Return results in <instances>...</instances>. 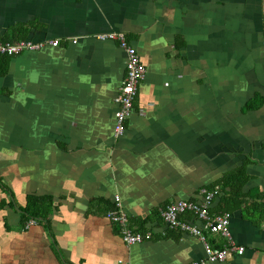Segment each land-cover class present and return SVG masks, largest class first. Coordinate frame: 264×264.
<instances>
[{
	"label": "crops",
	"instance_id": "1",
	"mask_svg": "<svg viewBox=\"0 0 264 264\" xmlns=\"http://www.w3.org/2000/svg\"><path fill=\"white\" fill-rule=\"evenodd\" d=\"M109 32L147 68L119 140L125 54L96 37ZM22 40L60 45L14 56L0 75V264H191L203 244L161 209L203 201L246 160L244 192L264 195V105L248 109L264 98V0H0V41ZM29 196L54 209L24 231ZM116 196L137 228L151 220V241L125 245L106 216ZM244 207L230 213L244 255L209 264H264V221Z\"/></svg>",
	"mask_w": 264,
	"mask_h": 264
},
{
	"label": "built area",
	"instance_id": "2",
	"mask_svg": "<svg viewBox=\"0 0 264 264\" xmlns=\"http://www.w3.org/2000/svg\"><path fill=\"white\" fill-rule=\"evenodd\" d=\"M100 41H115L125 54L126 76L120 87V92L115 99L117 111L115 113L114 138L119 140L127 131L129 119L135 111V102L138 97L139 86L145 80L147 68L142 62L138 50L129 42L123 32L102 33L96 36ZM74 44L77 40L73 41ZM58 47L60 42L43 41L35 42L22 40L15 43L0 41V55L14 57L28 51H39L46 46ZM203 201H177L161 209L160 215L165 225L172 230H179L185 234L197 238L204 246L206 258L191 264L222 263L234 256H242L245 248L232 240L230 233V213H212L211 209L216 198L221 194V189L216 186L212 189L204 188L201 191ZM114 209L108 214L110 222L118 226L120 236L127 246L142 244L151 241L154 237L152 231H140L131 221L130 216L122 207L119 196L114 199ZM186 215L203 223L198 226L194 222L184 218ZM30 226L35 225L31 221ZM209 235H221L229 240L228 245L218 248L208 241Z\"/></svg>",
	"mask_w": 264,
	"mask_h": 264
},
{
	"label": "trees",
	"instance_id": "3",
	"mask_svg": "<svg viewBox=\"0 0 264 264\" xmlns=\"http://www.w3.org/2000/svg\"><path fill=\"white\" fill-rule=\"evenodd\" d=\"M16 40H18V38H7L4 41L14 42ZM12 58L13 57L7 55H0V75H4L8 72L9 64ZM260 98L261 97H259L258 100L262 101L261 105L253 106L252 103V105H248V109H257L264 105V98ZM248 164L249 161L246 160L241 167L226 173L221 180L209 188L212 189L219 186L221 192L223 193L218 205V211L212 213H233L245 206V211H251L264 221V195L259 192H244V187L251 180V176L247 173ZM249 198L251 200L257 198L262 201L258 203L254 201L249 202ZM114 207L115 206L113 205L112 209H114ZM53 209V199L51 196H29L27 198V204L21 210L23 215V230L26 231L30 227L29 224L31 221L35 222V225L44 224L47 226L50 222L49 216ZM110 211H108L106 216H108ZM150 221L151 220L138 222V230L144 231L142 229Z\"/></svg>",
	"mask_w": 264,
	"mask_h": 264
}]
</instances>
